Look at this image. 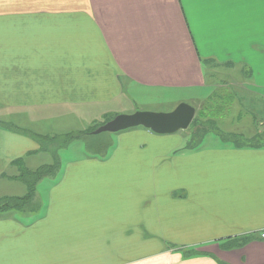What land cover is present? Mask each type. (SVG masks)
<instances>
[{"label": "crops", "instance_id": "0c3cea01", "mask_svg": "<svg viewBox=\"0 0 264 264\" xmlns=\"http://www.w3.org/2000/svg\"><path fill=\"white\" fill-rule=\"evenodd\" d=\"M208 74H234L264 116V0H0L2 110L109 105L133 87L201 104ZM138 128L68 164L43 213L0 215V264H264V147L176 152L178 137ZM26 134L0 126V182L39 151Z\"/></svg>", "mask_w": 264, "mask_h": 264}, {"label": "rangeland", "instance_id": "374dc122", "mask_svg": "<svg viewBox=\"0 0 264 264\" xmlns=\"http://www.w3.org/2000/svg\"><path fill=\"white\" fill-rule=\"evenodd\" d=\"M232 76L208 74L207 89L196 94V101H200L201 104L193 101L192 93L186 90L162 91L133 87L127 90L118 102L103 106L20 111L0 109V126L10 128L14 132L29 133L36 140L37 148H40L36 154L29 156L11 171L10 175L14 176L8 175L7 179L1 180L0 201L28 194L27 185L17 177L34 183L33 173L42 170L47 176L35 184L34 200L26 209L29 212L12 210L4 214L20 220L23 215L43 213L50 187L60 180L68 164L85 159L105 160L121 134L93 133L117 115H131L137 111L168 113L179 104L185 103L195 109V114L203 112L210 120L209 125L205 126L208 134L204 138L202 136L191 139L194 131L192 125L186 130L171 134L180 140L177 145L179 149L182 150L185 146L193 149L217 146L221 142L220 136H235L246 142L253 137L258 138L256 140L260 142L259 138L264 136V116L254 114L249 107V103L254 102L256 95L253 93L245 95L237 86L239 78L234 74ZM204 105L206 109L203 108ZM259 109L264 110L262 102ZM238 134L242 136L238 137ZM55 169V173L52 174Z\"/></svg>", "mask_w": 264, "mask_h": 264}, {"label": "water", "instance_id": "95a60500", "mask_svg": "<svg viewBox=\"0 0 264 264\" xmlns=\"http://www.w3.org/2000/svg\"><path fill=\"white\" fill-rule=\"evenodd\" d=\"M195 116V109L185 103L179 104L168 113L137 111L129 115H117L94 131L118 133L131 128L142 127L157 135H171L179 130H186Z\"/></svg>", "mask_w": 264, "mask_h": 264}, {"label": "trees", "instance_id": "16d2710c", "mask_svg": "<svg viewBox=\"0 0 264 264\" xmlns=\"http://www.w3.org/2000/svg\"><path fill=\"white\" fill-rule=\"evenodd\" d=\"M203 108L206 109L205 105ZM209 120L210 119L208 118V116H205V114L203 112L195 115L192 123L190 124L194 127V131H193V134L191 135V139L194 137L202 138V136L204 138L208 134V131L205 129V126L209 125V123H208ZM27 134L30 135L29 133H27ZM238 135H237L238 137L242 136L241 134H238ZM251 138H252L251 140L246 142V140L240 139V138H235V136H232V137L220 136V141L223 144H227V145L233 146L235 148H247V147L255 148V147H261V146L264 147V136L259 138L260 142L256 140L258 138H253V137H251ZM191 149L194 150L193 148H190L189 146L188 147L185 146L182 150L179 149L180 151L177 150L176 152H182L185 150L189 151ZM22 163H23V161L20 162V164H22ZM50 168H53V167H50ZM50 171L51 170L49 169L48 172L50 173ZM55 171L56 170H54L51 173L53 174V173H55ZM32 175H33L34 180H35L34 183L26 182V180H24L20 176L17 177V179L23 180V183H25L27 185L29 192L24 197L8 198V199H4L3 201H0L1 216L4 214V212H9L12 210L25 211L29 207V205L32 204V201L34 200V194H35V184L39 180H41L45 177V173H42V170H41L39 172L33 173ZM31 209H33V207Z\"/></svg>", "mask_w": 264, "mask_h": 264}, {"label": "built area", "instance_id": "2783aa9c", "mask_svg": "<svg viewBox=\"0 0 264 264\" xmlns=\"http://www.w3.org/2000/svg\"><path fill=\"white\" fill-rule=\"evenodd\" d=\"M259 237H260V239L264 240V230L260 231Z\"/></svg>", "mask_w": 264, "mask_h": 264}]
</instances>
